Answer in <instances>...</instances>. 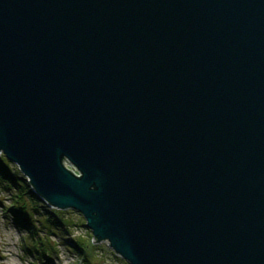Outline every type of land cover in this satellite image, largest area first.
<instances>
[{
    "label": "water",
    "instance_id": "water-1",
    "mask_svg": "<svg viewBox=\"0 0 264 264\" xmlns=\"http://www.w3.org/2000/svg\"><path fill=\"white\" fill-rule=\"evenodd\" d=\"M0 152L130 264H264V0H0Z\"/></svg>",
    "mask_w": 264,
    "mask_h": 264
},
{
    "label": "rangeland",
    "instance_id": "rangeland-1",
    "mask_svg": "<svg viewBox=\"0 0 264 264\" xmlns=\"http://www.w3.org/2000/svg\"><path fill=\"white\" fill-rule=\"evenodd\" d=\"M0 154L3 153L0 152ZM11 164L20 169L15 162L11 161ZM64 164L74 172H79L76 166L67 159L64 160ZM9 193L10 191L5 190L0 183V264H130L109 246L107 239L94 241L96 238L91 229L85 225V217L73 208L62 209L65 211V219L72 223L69 227L70 232L65 234V237L83 240L87 245L90 261H88L89 258L83 259L82 252L77 249L68 248L56 234H49L50 242L53 243L56 250L52 254V259L50 261L42 260L37 254L29 252L26 248L25 243L29 240L30 235L28 229L18 227L13 223L11 215L5 212L4 205H8L11 201ZM41 203L53 207L45 200ZM37 218H41V216L37 215ZM40 229L42 231L39 233L44 234V228L40 227Z\"/></svg>",
    "mask_w": 264,
    "mask_h": 264
},
{
    "label": "trees",
    "instance_id": "trees-1",
    "mask_svg": "<svg viewBox=\"0 0 264 264\" xmlns=\"http://www.w3.org/2000/svg\"><path fill=\"white\" fill-rule=\"evenodd\" d=\"M0 183L5 190L10 191L11 201L4 205L5 212L11 215L13 223L18 227L28 229L30 235L25 244L29 252L37 254L42 260L50 261L56 250L50 242L49 234H56L68 248L82 252L83 259L89 258L87 245L83 240L65 237L72 224L65 219V211L42 204L43 200L34 191L29 180L4 154H0ZM37 215L41 218H37ZM40 227L44 228V234L39 233L42 231Z\"/></svg>",
    "mask_w": 264,
    "mask_h": 264
},
{
    "label": "bare ground",
    "instance_id": "bare-ground-1",
    "mask_svg": "<svg viewBox=\"0 0 264 264\" xmlns=\"http://www.w3.org/2000/svg\"><path fill=\"white\" fill-rule=\"evenodd\" d=\"M66 160V159H65ZM69 161V160H68ZM70 162V161H69ZM71 163V162H70ZM77 174H80V172H76ZM27 178V177H26ZM40 196V195H39ZM41 197V196H40ZM42 198V197H41ZM43 199V198H42ZM44 200V199H43Z\"/></svg>",
    "mask_w": 264,
    "mask_h": 264
}]
</instances>
